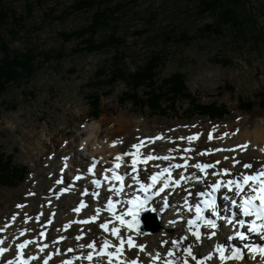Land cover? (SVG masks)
I'll use <instances>...</instances> for the list:
<instances>
[{"label":"rangeland","instance_id":"rangeland-1","mask_svg":"<svg viewBox=\"0 0 264 264\" xmlns=\"http://www.w3.org/2000/svg\"><path fill=\"white\" fill-rule=\"evenodd\" d=\"M76 1L0 0V7L23 19L14 27L18 34L15 39L11 40L7 32L9 27L3 30L10 49L21 53L31 51L36 62L43 64L28 86L22 83L8 88L3 99L11 108L0 107V152L12 154L14 164L26 167L30 173L17 188L0 189V228L14 215L21 224L23 217L29 215L26 211L34 205L39 210L49 206L51 202L43 200V191L58 178L56 172L69 179L72 177L73 172L69 170L74 168L78 143L75 138L89 123L101 126V136H107L104 141L117 139L119 147L127 149L134 144L126 141L133 130L148 135L158 146V152L162 147L155 140L157 136L175 143L196 136L198 143L191 149L199 154L222 144L224 136L236 138L245 131H254L264 120V109L257 105L250 112L242 111L239 106L240 100L264 102V0H250L257 10L253 21L262 37L258 44L248 30L242 39L235 38L236 32L225 30L221 38L200 37L189 45L180 46L168 43V36L181 33L193 36L197 29L214 22L208 16L196 18L194 0H111V7L129 5L125 13L119 15L117 34L125 39V69L132 72L151 54H161L164 64L160 68V79L182 73L195 105L225 106L228 114L213 121L192 117V103L183 101L166 108L162 117L152 116L146 109L138 110L131 103L119 105L118 99L127 90L123 82L111 88L93 89L92 78L104 65L110 64L113 52L78 55L74 49L79 41L63 42L61 33L78 31L88 24L89 13H75L63 21L53 19ZM58 54L61 58H56ZM49 55L53 58L46 63ZM224 59L230 63L217 62ZM94 96L98 97L100 112L92 119ZM120 119L131 121L133 125L137 123L138 128L125 131L118 126ZM83 166L86 169V162ZM21 210L25 213L20 214ZM157 224L159 219L154 216L149 225L140 226L137 233L147 243L153 242V226ZM230 230L232 227L223 228L222 233H227L223 237L231 235V242H237L238 239L229 234ZM215 257L217 260L218 256Z\"/></svg>","mask_w":264,"mask_h":264},{"label":"bare ground","instance_id":"bare-ground-1","mask_svg":"<svg viewBox=\"0 0 264 264\" xmlns=\"http://www.w3.org/2000/svg\"><path fill=\"white\" fill-rule=\"evenodd\" d=\"M118 124V126L123 128L125 131L126 129L132 130L133 128H138L136 125L137 123H134L133 125L131 121H124L122 119L118 120ZM100 129V125H98L96 122H92L87 125V128L79 136L77 135L78 137L75 138V141L78 143L75 147L77 150L74 151V168L71 170L68 168L69 171L73 172V175L69 179L67 176H63L59 172H56V175L58 176L56 180L59 179L62 181V183L56 184V180H54L53 185L51 187L47 186L48 188L43 191V200L45 202H51L49 203L48 207L44 206L42 210H39L34 205L31 210L26 211V213H29V215L23 217L25 220H27V223H25V220H23V222L19 224V221L11 219L9 222L6 221V225H8V227L0 228V239L4 240V246L9 247L10 249V251L5 254V257H0V264H6V259L14 258V246L17 243H22L25 239H28L31 242L28 249L25 251L35 254L38 257L43 256L44 258H47L43 253L37 251L38 248L43 247L44 245H47L45 248L46 253H55L57 250L62 253L61 256L53 255V260L50 261L49 264H58V262L65 257L71 258L74 255H82L83 252L78 247V244L80 243L92 242L93 240L97 245L102 243V240L105 238V234L101 232L97 225L103 220H111L114 222L113 214L107 211H102L100 219L96 224L80 225L72 224L71 221L86 219L89 216L94 215L93 210L97 207L103 209V206L109 196L112 197L113 202L116 204L114 213L116 215H120L122 213L123 201L129 198L128 196H125L124 193H131L132 191H135V188H137L139 185L135 184L130 178L132 175H134V173L131 171V168L128 166L131 164V157L123 156L121 161L115 160L117 155H122L125 152H133V148L131 147L127 149L125 146L119 147V145L116 143L117 139L104 141V137L107 136L102 137V132ZM140 134L141 133H139L138 130H133L126 139V141L131 140L134 144L143 142L144 145H147V147L142 146L138 150V154L147 156L151 150L154 152L151 153L152 155H168L171 158L170 161L153 160L148 161L147 164H139L137 166L138 173L136 174L138 175L141 183L145 182L148 174L153 172H161L164 167H170L171 163H184V161L180 160L181 156H184L187 159L188 165L183 169L171 170L172 179L178 180L179 175L176 174L180 172H183L186 179L184 183L178 188L170 185L165 189V192H163L161 198L166 197V199L163 200L167 205V209L163 210L162 204L161 206L157 204L154 205V207H157L158 210L153 213L159 219V224L153 226L154 228L159 226L153 233L155 241L147 243L145 238L139 233H130L137 245L142 244L145 246V253L138 255H140L141 264H146L149 254L154 255L155 253L159 252L162 255H166V249L171 248V242L173 240H178L182 235L189 236L187 235L188 226L186 223V218L188 216H192V211L185 210V207H190V209L192 208V204L197 196V193H201L204 189H207L206 185L214 183L217 179L227 181L231 178L242 182V174H249L252 172L251 169H243L241 164H236L235 168H233V162L231 158H235V160L241 161V163H251L253 168L257 171H259L258 168L264 167V152L261 151V149H264V120L254 131H245L238 134L236 138L224 136L222 138L224 141L222 144H218V146L212 151H208V153H212L210 155H200L194 151H182V149L186 148H196V144L198 143H196V140L189 141L187 138L182 139V142L179 141L180 144L175 143L174 141L168 142L165 140H156L162 147V149H160L158 152V146L150 141L148 135ZM210 142L213 144V141ZM244 144H247L248 148L246 151H241L238 146ZM217 149H223V151H216ZM229 149H235V151H229ZM216 161H219V163H215ZM84 162H86V169L83 166ZM197 162L202 164L215 163V167L207 169L204 174H200L198 170L191 167L192 164ZM115 163H119L121 165L119 171L123 177L124 188L120 197H116L114 193H109L107 191L108 188H120V182L119 184L115 183L108 174H105H110L114 171L113 166ZM93 165V173L90 175L88 173V168ZM78 166L80 167L78 168ZM223 169H227L229 172L233 173V175L231 177L211 175L212 172H219ZM175 175L177 177H175ZM76 177L81 178L76 179ZM106 177L108 178L107 182L104 181ZM193 177H199V181L194 180ZM93 179L99 180V187L92 185L91 181ZM129 184H132L133 187L129 188ZM44 185H47V182ZM232 187L233 191L231 192L225 188H222L220 194L225 197H229L232 200H234V198H239L235 196V186L233 185ZM61 189L66 190L61 192ZM86 191L89 193L88 195L84 194ZM94 191L100 194L95 200H93L90 195ZM167 193H171V195H166ZM248 193V189L241 191L242 196ZM185 199L188 201L187 206H185ZM117 200L121 202L116 203ZM81 201L87 204L88 207L83 208L82 212L77 214L73 211V209L78 207ZM226 201L227 205L229 206L228 200ZM228 206L222 211L223 214H228ZM24 213V210L20 211V214ZM29 216L33 217L29 218ZM49 218H51V223L48 222ZM125 219L129 220L131 217H125ZM138 220L142 227L144 225H149L146 219L142 218V215L138 217ZM65 224H70V227L67 230H65L63 227ZM112 226L113 224H109L110 228ZM115 226L121 228L119 223H115ZM121 230L125 234H129L127 230L122 228ZM21 231H23L25 235L21 236ZM221 231H223V228ZM41 232L45 233L43 237L40 236ZM77 235L83 236V239L79 242L75 239ZM107 238L110 241L112 240L111 237ZM248 239H252L251 247H264V240L260 239L258 235L254 234L252 237L248 236ZM190 240L191 237H189V241H186L185 245H181V247L186 246ZM57 241L59 243H57ZM216 242L225 249L226 254H230L231 249H237L243 252L245 259L241 261L240 264H261L258 256L253 259L247 251H243L238 240L237 242H231V240H228L222 236V238ZM162 243L164 244L163 248L161 247ZM208 243L212 244V241H208ZM213 246L215 247V245ZM68 247L74 248L75 252L69 253L67 251ZM86 251L87 250L85 249L84 252ZM136 251V249L126 251L125 256L131 257L133 252ZM212 255L214 257L217 256L214 250L212 251ZM182 258V253L177 254V260ZM31 264H43V261L41 259L39 261H33ZM75 264H87V262L81 260L76 261ZM96 264H99V262L97 261ZM216 264H220L219 259L216 260ZM224 264H232V262L225 260Z\"/></svg>","mask_w":264,"mask_h":264},{"label":"trees","instance_id":"trees-1","mask_svg":"<svg viewBox=\"0 0 264 264\" xmlns=\"http://www.w3.org/2000/svg\"><path fill=\"white\" fill-rule=\"evenodd\" d=\"M196 6L195 16L203 19L206 16L213 18L212 24H205L196 30V34L188 36L181 33L177 36L169 35L168 43L176 46L189 45L197 38H221L224 31L236 32L235 38H245L246 32L250 31L254 36V42H261V35L254 23V16L257 10L251 5L250 0H194ZM129 5L118 4L111 7V0H78L74 2L67 11H63L54 20L63 21L75 13H89L86 27L70 33H61L63 42L72 40L79 41L74 52L78 55L105 54L113 52L110 64L103 66L92 78V88H111L117 82H123L126 92L118 99L119 105L131 103L138 110H148L152 116H164L165 109L176 106L179 101L192 103V117L198 116L209 120H220L226 116L225 106L195 105L192 95L189 93L185 83V76L182 73H175L166 79H160L161 67L164 59L159 53L151 54L143 64L138 65L134 71H127L123 65L125 39L118 34L119 15L124 14ZM23 21L21 17L16 18L15 14L0 7V107L11 106L3 99L8 88L11 86H26L35 78L42 68V62H36L31 51L21 53L10 49V44L4 39L3 30L7 32L11 40L18 34L14 27H18ZM245 28H247L245 30ZM246 31V32H245ZM103 34L101 38L99 36ZM252 36V37H253ZM97 37L99 40H97ZM58 54L56 58H61ZM53 58L49 55L45 58L47 63ZM224 65L229 64L228 60L217 61ZM91 117L99 115L98 97L94 96L91 102ZM167 105L168 107L164 106ZM254 105L264 109V102L239 101L242 111L250 112ZM26 167L14 164L12 154L0 152V189H14L25 181L29 175Z\"/></svg>","mask_w":264,"mask_h":264},{"label":"snow or ice","instance_id":"snow-or-ice-1","mask_svg":"<svg viewBox=\"0 0 264 264\" xmlns=\"http://www.w3.org/2000/svg\"><path fill=\"white\" fill-rule=\"evenodd\" d=\"M212 134L209 133V140H211ZM161 137H155V140H160ZM189 141H194L197 139L196 136H190L187 138ZM114 146V145H113ZM147 147L143 142L138 144H133V152H125L122 155H117L115 160L121 161L123 156L131 157V164L128 165L131 168L132 175L131 180L139 185V188L131 193H124L125 196L129 198L123 201V204L126 207V211L121 213L120 215H116L114 213L115 203L112 200V197L109 196L107 198L106 203L103 206V209L100 207L95 208L94 215L89 216L86 219H78L71 221L72 224H80V225H89L96 224L100 219L101 212L107 211L114 216V222L111 220H103L97 226L101 230L102 233L105 234V238L102 240V243L99 245L93 240L92 242L80 243L78 244L79 249L83 252L82 255H74L71 258H63L58 264H75L76 261H86L87 264H96L98 261L99 264H141L140 255L145 253L144 245H137L130 233L137 232L139 228V220L138 217L141 212H155L158 210L157 207H154L153 197L159 196L160 193L165 192V189L170 185L173 187L179 186L181 181L186 179L183 172L178 173L179 180H174L171 178V170L172 169H183L187 167V159L184 156L180 157V160L184 161V163H171L170 167H164L163 170L159 173H152L147 175V181L145 183H141L138 178V165L139 164H147L148 161L153 160H163L170 161V157L168 155L164 156H156L149 153L147 156H143L138 154V150L141 147ZM241 151H246L248 148L247 144L238 146ZM184 152L193 151V149H182ZM216 151H223V149H217ZM229 151H235V149H229ZM264 152V149H261ZM200 155H210L212 153H208L207 151L199 153ZM228 159V158H226ZM233 162V168H235L236 164H241L243 169H251L252 172L249 174H242V182L237 179H228L227 181H223L221 179H217L214 183L206 185V188L209 189L207 192L197 193V195L204 196L206 199L201 201V204H197L195 207V220L188 219L187 226L189 231V236H185L179 238L178 240H173L171 242V248L166 249V255H162L157 252L154 255L149 254L148 260L146 264H216V257L212 255V251L214 250L218 256L220 264H224L225 260L231 261L232 264H240L241 261L245 259L244 253L237 249H231L230 254L225 253V249L220 246L216 241L220 240L223 236L221 231L222 228H231L234 225V221L227 216H223L219 214L216 210V194L218 190L225 188L229 192L233 191V185L235 186V196L239 197V212L244 217H255V219L247 225V231L249 233H255L260 237V239L264 240V167H262L259 171L253 168L251 163H241V161L235 160V158H231ZM215 163H219L216 161ZM215 163H194L191 167L198 170L200 174H204L207 169L214 168ZM121 165L116 164L114 168H119ZM92 167L88 168V173L91 175L93 173ZM213 176H228L231 177L233 173L229 172L227 169H223L219 172H212ZM161 177H166L161 180ZM81 177H76V179H80ZM113 180L120 182L122 187L120 188H108L107 191L109 193H114L116 197H120L121 192L123 190V177L117 175L115 171L112 174ZM194 180L199 181V177H193ZM158 182L162 185L157 187ZM56 184H61V180H56ZM92 185L99 187L100 182L97 179H93L91 181ZM248 186V192L255 193L254 195H241V191L244 186ZM129 188H132L133 185L129 184ZM66 189H61V192H64ZM140 193H143L141 197ZM88 195L89 193L86 191L84 193ZM91 197L93 200L97 199L100 195L98 192H92ZM166 195H171V193H167ZM162 199H166V197H162ZM228 200L229 204L235 207L237 202L232 200L229 197H225ZM256 201H259V206L256 205ZM121 201L117 200L116 203H120ZM188 205V201L185 199V206ZM167 206V205H165ZM18 207H23L22 205H18ZM88 207L83 201L80 202L79 206L74 208L73 211L77 214L81 212L83 208ZM185 210L190 211V207H185ZM54 215V214H53ZM125 217H131V220H126ZM12 220L16 219V216H12ZM38 219V218H37ZM259 221V223H257ZM51 223V218L48 220ZM27 223V220H25ZM115 223H119L122 229L128 231L129 234H125L121 228L115 226ZM174 223V222H170ZM109 224H113L110 228ZM239 226L244 227L245 222L243 220L239 221ZM5 227H8L6 225ZM64 229L67 230L70 227V224H65ZM201 229H207L208 231H202ZM21 236L25 235L23 231L20 233ZM45 233L41 232L40 236L43 237ZM235 236L240 240H246L247 237L241 233L240 231L235 232ZM107 237H111L110 241ZM189 237H191L190 242L186 244V246L181 247V245H185L186 241H189ZM75 239L79 242L83 239L82 235H77ZM227 239L231 240L232 236L227 235ZM208 241H212V244H209ZM30 240L25 239L22 243H17L14 246L13 256L14 258L6 259V264H31L33 261H39L42 259L43 264H49L50 261L53 260V255L61 256L62 253L57 250L55 253H46L45 248L47 245L40 247L37 249L38 252L43 253V256L38 257L35 254L30 252H26L28 249ZM57 243H59L57 241ZM5 241L0 239V257H5V254L10 251L9 247L4 246ZM126 245V248H125ZM213 245H215L213 249ZM161 247H164V244H161ZM87 250L84 252V250ZM132 249H136V252H133L131 257H126L125 252L131 251ZM175 250V251H173ZM246 250L248 254L255 259L257 256L260 259L261 264H264V247H251L247 246ZM67 251L69 253L75 252V249L72 247H68ZM182 253L183 258L177 260V254Z\"/></svg>","mask_w":264,"mask_h":264},{"label":"water","instance_id":"water-1","mask_svg":"<svg viewBox=\"0 0 264 264\" xmlns=\"http://www.w3.org/2000/svg\"><path fill=\"white\" fill-rule=\"evenodd\" d=\"M148 216H151L150 214L148 213H144L142 214V218H145V217H148ZM142 223V222H141ZM141 226V224L139 223V227ZM157 230V227L153 230L154 232Z\"/></svg>","mask_w":264,"mask_h":264}]
</instances>
